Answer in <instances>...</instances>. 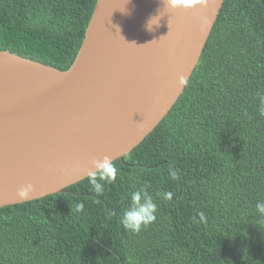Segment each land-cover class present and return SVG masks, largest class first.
I'll use <instances>...</instances> for the list:
<instances>
[{"label":"trees","instance_id":"obj_1","mask_svg":"<svg viewBox=\"0 0 264 264\" xmlns=\"http://www.w3.org/2000/svg\"><path fill=\"white\" fill-rule=\"evenodd\" d=\"M95 1L0 0V49L67 69ZM220 8L188 85L113 160L116 180L101 195L85 177L0 207V264H264V218L255 212L264 200V0H223ZM141 187L157 219L132 233L120 221ZM201 211L206 221L192 223Z\"/></svg>","mask_w":264,"mask_h":264},{"label":"water","instance_id":"obj_2","mask_svg":"<svg viewBox=\"0 0 264 264\" xmlns=\"http://www.w3.org/2000/svg\"><path fill=\"white\" fill-rule=\"evenodd\" d=\"M223 0H96L78 51L61 70L0 49V207L87 177L123 158L166 115L198 62ZM156 17L158 24L146 30Z\"/></svg>","mask_w":264,"mask_h":264},{"label":"clouds","instance_id":"obj_3","mask_svg":"<svg viewBox=\"0 0 264 264\" xmlns=\"http://www.w3.org/2000/svg\"><path fill=\"white\" fill-rule=\"evenodd\" d=\"M203 0H166V6L171 9H190L195 5L202 4ZM156 17H151L145 24L146 30L151 31L153 25L158 24L155 21ZM188 79L184 75H179L178 84L181 86H187ZM258 113L261 117H264V92L257 93ZM92 166L95 169L87 174L88 183L91 190L101 195L104 192L105 184H111L115 182L118 169L113 163L112 158L104 156L102 159L93 160ZM169 173L173 180L178 178L177 172L169 167ZM35 191L33 184L28 183L22 185L16 192V196L19 201H25L29 199L31 194ZM163 199L171 200L173 198L172 192H164L162 194ZM130 206L125 208L121 216V225L125 230L132 233H139L143 228H146L150 224L154 223L157 219L158 205L155 202L153 195L144 187L135 189L129 193ZM78 211H82L84 208L83 203L76 205ZM255 212L258 216L264 218V200H258L255 204ZM198 216V219H197ZM192 223H203L206 221V215L203 211L190 218Z\"/></svg>","mask_w":264,"mask_h":264}]
</instances>
